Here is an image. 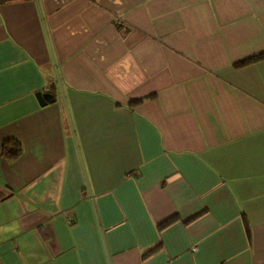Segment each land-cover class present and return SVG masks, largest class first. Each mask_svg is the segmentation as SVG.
Listing matches in <instances>:
<instances>
[{
  "label": "crops",
  "instance_id": "crops-1",
  "mask_svg": "<svg viewBox=\"0 0 264 264\" xmlns=\"http://www.w3.org/2000/svg\"><path fill=\"white\" fill-rule=\"evenodd\" d=\"M0 264H264V0H0Z\"/></svg>",
  "mask_w": 264,
  "mask_h": 264
},
{
  "label": "water",
  "instance_id": "water-1",
  "mask_svg": "<svg viewBox=\"0 0 264 264\" xmlns=\"http://www.w3.org/2000/svg\"><path fill=\"white\" fill-rule=\"evenodd\" d=\"M57 79H58V82H59V88H60V91L62 93V96H64L63 90H62L63 88H62V85H61V80H60V77H59L58 74H57ZM36 95L39 98L41 104H45L47 101H53V100H55V95L52 92H40L39 91V92L36 93ZM78 154L80 156V160H81V163H82V168H83L84 176L86 178V173H85V168H84V164H83V161H82L81 153L78 152ZM86 182L88 184L87 178H86ZM88 191H89V194H91L90 193L91 190H90L89 186H88Z\"/></svg>",
  "mask_w": 264,
  "mask_h": 264
}]
</instances>
